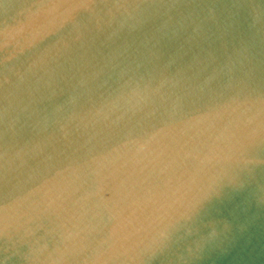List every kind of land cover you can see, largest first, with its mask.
Here are the masks:
<instances>
[{
	"label": "water",
	"instance_id": "water-1",
	"mask_svg": "<svg viewBox=\"0 0 264 264\" xmlns=\"http://www.w3.org/2000/svg\"><path fill=\"white\" fill-rule=\"evenodd\" d=\"M0 264H264V0H0Z\"/></svg>",
	"mask_w": 264,
	"mask_h": 264
}]
</instances>
